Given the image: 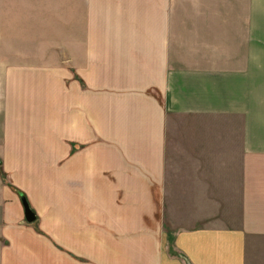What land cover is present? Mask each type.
I'll return each mask as SVG.
<instances>
[{"label": "crops", "instance_id": "crops-1", "mask_svg": "<svg viewBox=\"0 0 264 264\" xmlns=\"http://www.w3.org/2000/svg\"><path fill=\"white\" fill-rule=\"evenodd\" d=\"M0 264H264V0H0Z\"/></svg>", "mask_w": 264, "mask_h": 264}, {"label": "rangeland", "instance_id": "rangeland-1", "mask_svg": "<svg viewBox=\"0 0 264 264\" xmlns=\"http://www.w3.org/2000/svg\"><path fill=\"white\" fill-rule=\"evenodd\" d=\"M176 181H183L182 179L181 180H176ZM171 197V196H170ZM177 203L179 204L178 205V210L175 211V212H170L168 211L167 214V220H168V224H170L173 220L174 222L176 223H179V224H182V223H185L188 221L187 217L189 216V213H188V210L186 211L183 206H184V201H183V197L184 196H181V195H176L174 196ZM186 198V197H185ZM168 229H172V226H167Z\"/></svg>", "mask_w": 264, "mask_h": 264}, {"label": "water", "instance_id": "water-1", "mask_svg": "<svg viewBox=\"0 0 264 264\" xmlns=\"http://www.w3.org/2000/svg\"><path fill=\"white\" fill-rule=\"evenodd\" d=\"M20 197H21V201L24 207L25 219L28 223L32 224L37 219L36 213L31 208L27 197L23 193H20Z\"/></svg>", "mask_w": 264, "mask_h": 264}]
</instances>
